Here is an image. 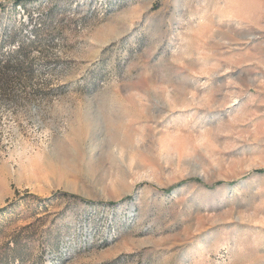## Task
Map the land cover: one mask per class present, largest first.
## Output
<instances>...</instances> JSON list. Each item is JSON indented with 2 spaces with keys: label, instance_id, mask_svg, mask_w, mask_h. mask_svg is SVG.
<instances>
[{
  "label": "rangeland",
  "instance_id": "obj_1",
  "mask_svg": "<svg viewBox=\"0 0 264 264\" xmlns=\"http://www.w3.org/2000/svg\"><path fill=\"white\" fill-rule=\"evenodd\" d=\"M14 1L0 264H264V0Z\"/></svg>",
  "mask_w": 264,
  "mask_h": 264
},
{
  "label": "trees",
  "instance_id": "obj_2",
  "mask_svg": "<svg viewBox=\"0 0 264 264\" xmlns=\"http://www.w3.org/2000/svg\"><path fill=\"white\" fill-rule=\"evenodd\" d=\"M23 0H15V3H22ZM10 79L8 78V75L6 74V70L3 68H0V87L3 88L9 83ZM59 249V241L57 244V248L55 249V252H57Z\"/></svg>",
  "mask_w": 264,
  "mask_h": 264
}]
</instances>
